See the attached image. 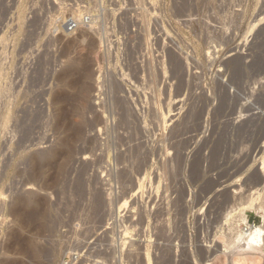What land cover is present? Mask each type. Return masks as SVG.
Returning a JSON list of instances; mask_svg holds the SVG:
<instances>
[{"label": "rangeland", "instance_id": "rangeland-1", "mask_svg": "<svg viewBox=\"0 0 264 264\" xmlns=\"http://www.w3.org/2000/svg\"><path fill=\"white\" fill-rule=\"evenodd\" d=\"M263 170L264 0H0V264H231Z\"/></svg>", "mask_w": 264, "mask_h": 264}, {"label": "bare ground", "instance_id": "bare-ground-1", "mask_svg": "<svg viewBox=\"0 0 264 264\" xmlns=\"http://www.w3.org/2000/svg\"><path fill=\"white\" fill-rule=\"evenodd\" d=\"M92 17V16H91ZM64 18V17H63ZM94 18V17H93ZM79 19V18H78ZM94 24V21L90 24L92 28V25ZM211 54V53H210ZM210 56V55H209ZM86 88V87H84ZM88 88V86H87ZM87 88L82 90L85 91V93H88ZM90 88V86H89ZM88 88V90H89ZM90 91L91 88H90ZM89 91V92H90ZM84 93V94H85ZM83 94V95H84ZM92 94V93H91ZM82 95V96H83ZM87 95V94H86ZM90 96V95H89ZM88 98V97H87ZM92 99V98H91ZM84 100V99H83ZM91 101V100H90ZM89 101V102H90ZM87 102V101H86ZM84 103V102H83ZM85 105V104H84ZM86 108V107H85ZM83 113V112H82ZM102 119V118H101ZM103 120V119H102ZM100 122V121H99ZM86 123V122H85ZM90 123V122H89ZM96 124V123H95ZM100 124V123H99ZM99 126V125H98ZM85 127V126H84ZM83 127V128H84ZM100 127V126H99ZM101 131V128H99ZM79 130V129H78ZM99 131V130H98ZM83 132V131H82ZM79 133V132H78ZM99 134V133H98ZM80 135V134H79ZM97 136V135H96ZM95 140V139H94ZM86 151V150H85ZM87 152V151H86ZM90 152V151H89ZM72 155V154H71ZM73 156V155H72ZM72 158V157H71ZM87 157H84L83 160H86ZM92 159V158H91ZM82 160V157H81ZM94 161V160H93ZM86 162V161H85ZM84 163V162H83ZM89 164V162H87ZM99 163V162H98ZM97 164V163H96ZM264 171V170H263ZM30 188V186L28 187ZM252 196V194H251ZM24 198V197H23ZM26 198V197H25ZM21 199V198H20ZM251 201V200H250ZM25 202V201H24ZM29 203V202H28ZM126 205V204H125ZM254 205V204H252ZM256 206V205H255ZM258 206V205H257ZM254 207L253 209L256 210V212H263L262 215V222L260 224H254L250 226V229L248 231H243L240 229V226L236 227V231L234 232L235 237H231L228 241H225V248H234V253L232 254V261L231 264H260L261 257L264 256V204H261L258 207ZM248 208V207H247ZM244 209V208H242ZM236 210V209H234ZM243 210H241L242 212ZM30 214V213H29ZM229 214V213H228ZM241 221L247 223L244 219L245 215L242 212L240 214ZM239 219V218H237ZM240 220V219H239ZM239 224V223H238ZM233 234V233H232ZM238 243V244H237ZM236 249V250H235ZM34 250V249H33ZM36 250V249H35ZM37 251V250H36Z\"/></svg>", "mask_w": 264, "mask_h": 264}, {"label": "built area", "instance_id": "built-area-1", "mask_svg": "<svg viewBox=\"0 0 264 264\" xmlns=\"http://www.w3.org/2000/svg\"><path fill=\"white\" fill-rule=\"evenodd\" d=\"M91 21L92 19L87 15L81 21H77L73 17H68L64 25L68 31H74L82 25H89ZM247 222L248 225L245 228L248 231L251 224L249 223V219H247ZM254 224L255 222L252 225ZM59 264H104V261L101 258L89 256L83 251H73L67 253Z\"/></svg>", "mask_w": 264, "mask_h": 264}]
</instances>
